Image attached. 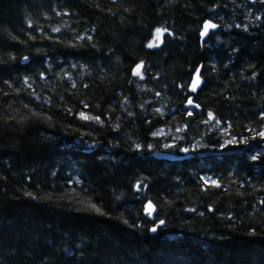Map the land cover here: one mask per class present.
Listing matches in <instances>:
<instances>
[{
	"label": "trees",
	"instance_id": "1",
	"mask_svg": "<svg viewBox=\"0 0 264 264\" xmlns=\"http://www.w3.org/2000/svg\"><path fill=\"white\" fill-rule=\"evenodd\" d=\"M260 132L264 0H0V264H264Z\"/></svg>",
	"mask_w": 264,
	"mask_h": 264
},
{
	"label": "snow or ice",
	"instance_id": "2",
	"mask_svg": "<svg viewBox=\"0 0 264 264\" xmlns=\"http://www.w3.org/2000/svg\"><path fill=\"white\" fill-rule=\"evenodd\" d=\"M216 25L215 24H211L210 22L205 24L204 26V32H202V35L206 34L207 31L210 29V28H215ZM59 29H56V31H58ZM166 31V29H156V32L154 34V37H153V40L147 45L148 47H154V46H158L159 43L161 42V37L163 35V33ZM26 59V58H25ZM143 68V64H139L136 66L133 74L136 75V76H139L141 79L143 78V74H142V71L141 69ZM197 71V75L195 76V78L193 79V82H192V90L195 91L196 90V87L199 85L200 83V78H199V69L196 70ZM189 104H192V101L189 100L188 101ZM197 107H199V105H197ZM82 117L84 119H88L87 116H84L83 113L81 114ZM189 115H191V112L189 113ZM208 118H209V121L210 120H213L215 119V117L213 116L212 113H209L208 114ZM259 135L261 137H264V132H260ZM207 183V181H206ZM213 183H215L213 181ZM93 208H95L96 206L95 205H92ZM96 211L99 212L100 210L98 208H96ZM146 211L148 212V214L150 215L151 212L153 211V206L151 203H149L147 206H146ZM161 223H163V221H161ZM153 231H155V229H153Z\"/></svg>",
	"mask_w": 264,
	"mask_h": 264
},
{
	"label": "water",
	"instance_id": "3",
	"mask_svg": "<svg viewBox=\"0 0 264 264\" xmlns=\"http://www.w3.org/2000/svg\"><path fill=\"white\" fill-rule=\"evenodd\" d=\"M209 22H210L211 24H215V23H213V22H211V21H206V22L204 23L203 27H202L201 32H200L201 37H206V36L209 34V32L214 31V30L217 28V26H216L215 28H210V29L207 31L206 34L202 35V32H204V26H205V24H207V23H209ZM215 25H216V24H215ZM198 69H199L200 83H199V85L196 87V90L193 91V90H192V82H193V79L195 78V76L197 75V71H196V72L194 73L192 79H191V82H190L189 86H188V92H189V94H191V95H195V94H197L198 90L201 88V86H202V84H203L202 79H201V77H200V71H201L200 69H201V67H199ZM134 70H135V69H134ZM133 72H134V71H133ZM190 100H191V99H190ZM188 101H189V100H188ZM188 101H187V103L185 104V107H186V108H192V107L194 106V104H193V103H192V104H189ZM191 101H192V100H191ZM153 156H154V158H156V159H158V160H170V159H172V155H171V154L164 153V152H158V153H155ZM149 203H151V202H148V203L145 205V207H144V213H145V215H147L148 218L151 220V219H153V218L155 217L156 212H157V209H156V207L151 203L152 206H153V211H152L151 214L149 215L148 212L146 211V206H147ZM153 229H155V228H153ZM153 229H152V231H153Z\"/></svg>",
	"mask_w": 264,
	"mask_h": 264
}]
</instances>
